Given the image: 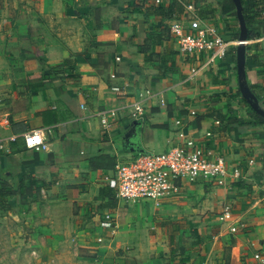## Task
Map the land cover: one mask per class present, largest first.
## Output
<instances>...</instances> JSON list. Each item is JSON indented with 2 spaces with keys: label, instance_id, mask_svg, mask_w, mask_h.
Masks as SVG:
<instances>
[{
  "label": "crops",
  "instance_id": "1",
  "mask_svg": "<svg viewBox=\"0 0 264 264\" xmlns=\"http://www.w3.org/2000/svg\"><path fill=\"white\" fill-rule=\"evenodd\" d=\"M14 1L0 8V190L18 193H0V264H250L264 255V124H250L230 83L244 27L237 1ZM189 3L217 27L224 57L181 50L169 25ZM260 38L246 46L245 71L264 98ZM112 108L107 129L100 112ZM36 128L47 148L25 145ZM192 136L232 174L186 183L158 205L126 204L107 186L111 169L91 166L101 154L162 152Z\"/></svg>",
  "mask_w": 264,
  "mask_h": 264
},
{
  "label": "built area",
  "instance_id": "2",
  "mask_svg": "<svg viewBox=\"0 0 264 264\" xmlns=\"http://www.w3.org/2000/svg\"><path fill=\"white\" fill-rule=\"evenodd\" d=\"M186 8L187 15L173 19L169 25L170 32L176 36L181 50L186 53L215 50L218 56L224 57L226 46L218 34L217 27L201 18L193 3H189ZM261 18L262 35L245 41L238 39L236 43L244 42L250 48L259 42L260 37L264 39V6ZM113 89L117 91L120 88ZM82 106L85 107V104ZM143 108V105H136L131 112L142 115ZM100 114L102 125L109 129L117 111L113 108L104 109ZM44 132L43 128L25 132V145L29 148H47ZM128 154L119 156L114 168L105 177L107 185L115 191L116 197L128 205H158L162 200L181 193L186 183L199 179L221 183L225 176L232 174L222 156L213 158V151L193 136L186 138L183 146H171L162 152L135 151ZM238 176L239 171L235 170L233 177ZM227 213L229 215L230 212ZM253 258L254 261L250 264H264L262 253L255 252Z\"/></svg>",
  "mask_w": 264,
  "mask_h": 264
},
{
  "label": "trees",
  "instance_id": "3",
  "mask_svg": "<svg viewBox=\"0 0 264 264\" xmlns=\"http://www.w3.org/2000/svg\"><path fill=\"white\" fill-rule=\"evenodd\" d=\"M238 8H240L241 16H242V24H243V29L241 31L237 32L236 37L239 38L241 37V34H245V38L249 39L251 37H259L261 36L260 31H258L259 26L261 24V19H260V13H261V5L264 3V1H252V0H236ZM177 1L173 4L175 7H177L180 12L182 11L181 5L176 6ZM232 7L235 8V3L232 0ZM171 18H177V16L171 15ZM42 53H36L40 57L44 56V51H40ZM237 53L238 49L235 52V60H237ZM247 74L246 71L243 72V74L238 73V68H237V62L235 65V72L231 77V85L232 87L237 91L238 95L242 97V99L245 101V104L248 105L250 114H252V120L250 121V124L255 125V124H264V116L261 115L260 113L256 112L252 106L249 104V102L246 100L245 96L242 93L241 90V84L244 83L245 85H248L247 81ZM257 98L259 99V102L261 106L264 107V98L258 97L256 94ZM116 164V159L115 157H112L107 154H101L100 156L94 158L91 160V166L93 169H113ZM61 165L59 163H53L51 162V170L54 171L55 169H58ZM73 185V184H72ZM108 186V185H107ZM3 187V186H2ZM5 187V186H4ZM109 187V186H108ZM110 188V187H109ZM112 189V188H111ZM104 192V191H103ZM0 193L3 194H16L18 193L17 189H14L13 187L9 186L7 189H1Z\"/></svg>",
  "mask_w": 264,
  "mask_h": 264
},
{
  "label": "water",
  "instance_id": "4",
  "mask_svg": "<svg viewBox=\"0 0 264 264\" xmlns=\"http://www.w3.org/2000/svg\"><path fill=\"white\" fill-rule=\"evenodd\" d=\"M240 19L242 21V16L240 15ZM240 39L242 41H245V34H241ZM245 52H246V45L244 43L240 44L238 46V57H237V68L238 73L241 75L245 71ZM241 90L243 95L245 96L246 100L249 102V104L252 106V108L264 116V107L261 106L259 99L255 95V93L249 88L248 85H245L244 83L241 84ZM138 151V150H137Z\"/></svg>",
  "mask_w": 264,
  "mask_h": 264
},
{
  "label": "rangeland",
  "instance_id": "5",
  "mask_svg": "<svg viewBox=\"0 0 264 264\" xmlns=\"http://www.w3.org/2000/svg\"><path fill=\"white\" fill-rule=\"evenodd\" d=\"M9 1H11L12 3H15L14 0H0V8H1V7H4L5 2H9ZM31 1H33V0H31ZM18 2H23V0H18ZM24 2H25V0H24ZM196 10H197V9H196ZM242 43H244V42H241L240 44H242ZM123 155H129V154H128V152L126 151V152H124ZM140 205H141V204H140ZM149 205H150V204H149Z\"/></svg>",
  "mask_w": 264,
  "mask_h": 264
}]
</instances>
